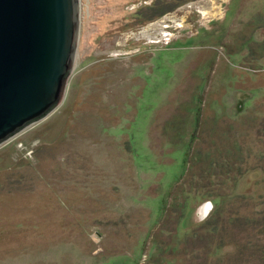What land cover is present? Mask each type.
<instances>
[{
    "label": "rangeland",
    "instance_id": "rangeland-1",
    "mask_svg": "<svg viewBox=\"0 0 264 264\" xmlns=\"http://www.w3.org/2000/svg\"><path fill=\"white\" fill-rule=\"evenodd\" d=\"M260 212L264 0H79L63 98L0 144V264H264Z\"/></svg>",
    "mask_w": 264,
    "mask_h": 264
},
{
    "label": "water",
    "instance_id": "water-1",
    "mask_svg": "<svg viewBox=\"0 0 264 264\" xmlns=\"http://www.w3.org/2000/svg\"><path fill=\"white\" fill-rule=\"evenodd\" d=\"M78 32L79 0H0V144L59 104Z\"/></svg>",
    "mask_w": 264,
    "mask_h": 264
},
{
    "label": "crops",
    "instance_id": "crops-1",
    "mask_svg": "<svg viewBox=\"0 0 264 264\" xmlns=\"http://www.w3.org/2000/svg\"><path fill=\"white\" fill-rule=\"evenodd\" d=\"M219 198L216 200L215 199V203H214V205H215V209H217V210H219L220 209V207H221V205L219 204ZM192 212H193V210H192ZM183 218V217H182ZM190 219H191V222L189 223V237H188V239L191 237V234L193 233V231L195 230V229H197L198 227H199V221L196 219V217H195V215H194V213H192V218L190 217ZM163 222V218L162 219H160V221H158V223H157V226L158 227H160L161 226V223ZM178 227V226H177ZM175 233H177V229H176V231H170V230H166V231H163V235L165 236V237H169V235H173V234H175ZM173 242V241H172ZM186 241H184V243H183V246L185 245L186 246V244L187 243H185ZM181 242H179V244H180ZM191 244V243H190ZM189 245V244H188ZM168 246V245H167ZM181 245H179L178 247H180ZM172 248H173V246H171ZM171 249V248H170ZM174 248L171 250V251H169V253L171 252V253H173V254H175V252H174ZM218 250V249H217ZM178 251V250H177ZM175 259V258H174ZM175 261H176V259H175Z\"/></svg>",
    "mask_w": 264,
    "mask_h": 264
},
{
    "label": "trees",
    "instance_id": "trees-1",
    "mask_svg": "<svg viewBox=\"0 0 264 264\" xmlns=\"http://www.w3.org/2000/svg\"><path fill=\"white\" fill-rule=\"evenodd\" d=\"M167 12V10H160L156 15H154V16H162V15H164L165 13ZM166 212H164V214H165ZM183 215V214H182ZM257 216H263L262 217V220H261V223H262V225H263V228H264V212H260V213H258L257 214ZM183 217V216H182ZM261 218V217H260ZM180 219H181V217L178 219V221H177V223L180 221ZM163 223H164V221H163ZM176 223V224H177ZM179 224V223H178ZM257 225H260V223L258 222L257 223ZM178 226V225H177ZM163 227V226H162ZM205 227V226H204ZM162 230L163 231H166V227H163L162 228ZM162 231V232H163ZM196 233L195 232H193L192 234H191V237L189 238V239H187V240H194L195 238H196ZM173 241V240H172ZM190 244V243H189ZM216 249H218L217 247H216ZM175 258V257H174ZM176 259V258H175Z\"/></svg>",
    "mask_w": 264,
    "mask_h": 264
}]
</instances>
